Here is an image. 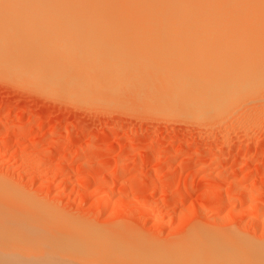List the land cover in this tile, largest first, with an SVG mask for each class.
<instances>
[{"label": "rangeland", "instance_id": "1", "mask_svg": "<svg viewBox=\"0 0 264 264\" xmlns=\"http://www.w3.org/2000/svg\"><path fill=\"white\" fill-rule=\"evenodd\" d=\"M202 42L173 44L199 55L194 64L209 62L202 58L221 45L238 44ZM1 73V191L31 196L105 236L153 245L146 250L181 251L201 230L264 246L263 88L241 96L229 112L203 118L182 105L161 106L140 87L116 91L115 101L71 99Z\"/></svg>", "mask_w": 264, "mask_h": 264}, {"label": "bare ground", "instance_id": "2", "mask_svg": "<svg viewBox=\"0 0 264 264\" xmlns=\"http://www.w3.org/2000/svg\"><path fill=\"white\" fill-rule=\"evenodd\" d=\"M180 41L238 44L194 64L199 55ZM0 69L71 99L114 100L140 87L161 106L204 118L264 89V0H0ZM1 189L0 264H264L263 245L206 230L181 251L146 250L143 240L105 236Z\"/></svg>", "mask_w": 264, "mask_h": 264}]
</instances>
